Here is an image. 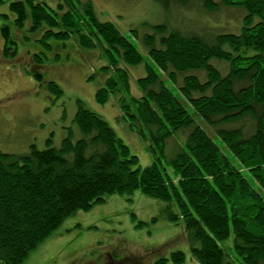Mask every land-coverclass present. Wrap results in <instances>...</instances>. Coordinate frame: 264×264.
Returning <instances> with one entry per match:
<instances>
[{
    "label": "trees",
    "instance_id": "trees-1",
    "mask_svg": "<svg viewBox=\"0 0 264 264\" xmlns=\"http://www.w3.org/2000/svg\"><path fill=\"white\" fill-rule=\"evenodd\" d=\"M5 1H11L16 27L30 21L44 45L76 38L80 48L101 52L107 66L96 101L106 105L119 97L124 122L155 161L142 168L110 125L81 101L74 119L80 138L71 129L59 148L51 138L44 150L32 145L25 155L0 152V264H23L67 218L108 195L137 191L168 203L162 216L184 224L197 264H264V0H152L166 10L197 2L210 13L221 7L244 13L239 34L212 39L166 25L150 26L143 36L135 30L154 67L112 23L99 20L90 1L57 0L55 7L52 0ZM1 36L5 56H14L10 29L3 27ZM214 62L225 64L227 73ZM143 63L147 74L137 80L141 96H135L129 68ZM35 77L42 82L41 74ZM49 89L62 94L55 83ZM193 114L215 129L235 162ZM247 118L254 122L251 134L229 128ZM186 130V147L169 156L168 142ZM186 261L185 252L175 251L154 264Z\"/></svg>",
    "mask_w": 264,
    "mask_h": 264
},
{
    "label": "rangeland",
    "instance_id": "rangeland-1",
    "mask_svg": "<svg viewBox=\"0 0 264 264\" xmlns=\"http://www.w3.org/2000/svg\"><path fill=\"white\" fill-rule=\"evenodd\" d=\"M80 1H90L99 20L112 23L134 45L144 63L151 67L153 64L146 49L135 38V30L143 36L151 32L150 26L166 25L184 35L212 39L224 33L239 34L244 16L243 12L224 7L210 13L197 2H191L186 7L173 3L166 10L152 0ZM10 2H0V15L9 17H0V152L25 155L32 145L44 150L51 138L54 147L59 148L71 129L75 131L76 139L80 138L74 119L78 101H81L86 109L101 116L110 125L129 147L131 154L138 157L142 168L153 164L155 158L147 150V143L124 122L119 97L111 96L106 105L96 101V93L105 82L102 68L107 66L101 52L80 48L76 38L67 42L50 40L46 43L49 47L44 45L42 32L32 33L30 21L23 29L16 27L9 9ZM56 3L57 0H52L54 7ZM3 27L10 29L16 42L14 56L6 57L3 51ZM144 63L129 68L135 96H141L136 83L147 74ZM214 64L224 74L227 73L225 64ZM36 74L42 75V82L37 80ZM162 78L167 81L164 75ZM50 83H55L62 94L51 91ZM168 87H172L171 84ZM176 88L173 89L178 93ZM178 96L184 100L179 93ZM188 110L192 115L193 108ZM195 121L235 162L217 139L215 129L197 115ZM253 126L254 122L247 118L229 128L242 127L244 134L248 135L252 133ZM188 133L189 130L179 133L168 142L169 156L186 147ZM237 167L247 175L240 164ZM249 180L253 187L260 190L251 178ZM167 206L168 203L149 198L140 191L133 195H108L103 203L90 211H79L67 218L30 253L23 264H154L175 251L185 252L186 264H197L190 255L184 224H173L162 216ZM155 218H158L157 222H153ZM228 242L233 243V236Z\"/></svg>",
    "mask_w": 264,
    "mask_h": 264
},
{
    "label": "flooded vegetation",
    "instance_id": "flooded-vegetation-1",
    "mask_svg": "<svg viewBox=\"0 0 264 264\" xmlns=\"http://www.w3.org/2000/svg\"><path fill=\"white\" fill-rule=\"evenodd\" d=\"M2 37V36H1ZM3 38V37H2ZM3 41L5 42V40L3 39ZM3 51H4V49H3Z\"/></svg>",
    "mask_w": 264,
    "mask_h": 264
}]
</instances>
